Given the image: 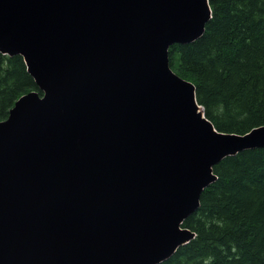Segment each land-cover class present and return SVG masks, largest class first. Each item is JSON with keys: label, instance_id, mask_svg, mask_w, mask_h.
Returning <instances> with one entry per match:
<instances>
[{"label": "water", "instance_id": "water-1", "mask_svg": "<svg viewBox=\"0 0 264 264\" xmlns=\"http://www.w3.org/2000/svg\"><path fill=\"white\" fill-rule=\"evenodd\" d=\"M209 0H0V52L42 91L0 121V264H159L213 166L264 147L218 131L169 48L201 37Z\"/></svg>", "mask_w": 264, "mask_h": 264}, {"label": "trees", "instance_id": "trees-1", "mask_svg": "<svg viewBox=\"0 0 264 264\" xmlns=\"http://www.w3.org/2000/svg\"><path fill=\"white\" fill-rule=\"evenodd\" d=\"M204 34L169 48L170 67L193 82L221 132L264 125V0H209ZM32 90L42 91L22 55L0 52V121ZM183 226L196 236L159 264H264V147L227 156Z\"/></svg>", "mask_w": 264, "mask_h": 264}, {"label": "bare ground", "instance_id": "bare-ground-1", "mask_svg": "<svg viewBox=\"0 0 264 264\" xmlns=\"http://www.w3.org/2000/svg\"><path fill=\"white\" fill-rule=\"evenodd\" d=\"M170 63V62H169ZM216 128V127H215ZM219 131V130H218Z\"/></svg>", "mask_w": 264, "mask_h": 264}]
</instances>
